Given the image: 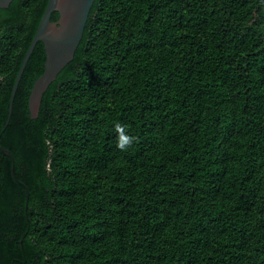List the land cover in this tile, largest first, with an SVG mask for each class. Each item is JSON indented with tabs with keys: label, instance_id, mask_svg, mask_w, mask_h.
<instances>
[{
	"label": "trees",
	"instance_id": "16d2710c",
	"mask_svg": "<svg viewBox=\"0 0 264 264\" xmlns=\"http://www.w3.org/2000/svg\"><path fill=\"white\" fill-rule=\"evenodd\" d=\"M47 1L0 9V264H264V0H95L7 122Z\"/></svg>",
	"mask_w": 264,
	"mask_h": 264
},
{
	"label": "water",
	"instance_id": "95a60500",
	"mask_svg": "<svg viewBox=\"0 0 264 264\" xmlns=\"http://www.w3.org/2000/svg\"><path fill=\"white\" fill-rule=\"evenodd\" d=\"M12 0H0V9L8 8ZM95 0H48L37 30L30 41L16 74L8 105V118L12 101L25 65L36 45L41 42L45 61L42 74L34 81L29 97L30 118L38 115L40 99L47 87L56 79L57 74L69 63L82 38L89 11ZM52 12L58 13V19L51 21ZM5 123V126L7 124ZM4 126V127H5ZM4 129V128H3ZM7 155L10 152L3 149Z\"/></svg>",
	"mask_w": 264,
	"mask_h": 264
},
{
	"label": "clouds",
	"instance_id": "9594fccd",
	"mask_svg": "<svg viewBox=\"0 0 264 264\" xmlns=\"http://www.w3.org/2000/svg\"><path fill=\"white\" fill-rule=\"evenodd\" d=\"M117 129L119 130V136L116 146L119 150L125 151L131 145L132 139L120 129L119 125L117 126Z\"/></svg>",
	"mask_w": 264,
	"mask_h": 264
}]
</instances>
